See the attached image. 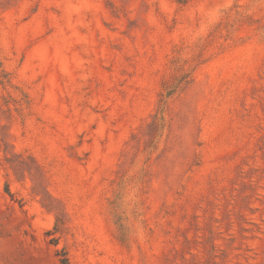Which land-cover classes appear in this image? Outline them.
Wrapping results in <instances>:
<instances>
[{
  "label": "rangeland",
  "instance_id": "rangeland-1",
  "mask_svg": "<svg viewBox=\"0 0 264 264\" xmlns=\"http://www.w3.org/2000/svg\"><path fill=\"white\" fill-rule=\"evenodd\" d=\"M63 257L264 264V0H0V264Z\"/></svg>",
  "mask_w": 264,
  "mask_h": 264
},
{
  "label": "trees",
  "instance_id": "trees-1",
  "mask_svg": "<svg viewBox=\"0 0 264 264\" xmlns=\"http://www.w3.org/2000/svg\"><path fill=\"white\" fill-rule=\"evenodd\" d=\"M164 94L161 93V97H163ZM59 256V253H58ZM60 264H69L68 259L66 257H63L62 259H59Z\"/></svg>",
  "mask_w": 264,
  "mask_h": 264
}]
</instances>
